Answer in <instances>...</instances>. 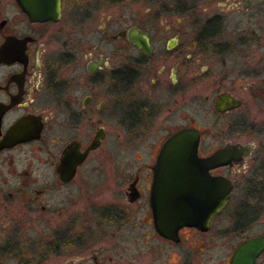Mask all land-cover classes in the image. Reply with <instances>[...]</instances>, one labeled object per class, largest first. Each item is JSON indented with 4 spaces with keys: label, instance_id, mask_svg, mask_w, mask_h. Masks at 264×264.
Masks as SVG:
<instances>
[{
    "label": "flooded vegetation",
    "instance_id": "flooded-vegetation-1",
    "mask_svg": "<svg viewBox=\"0 0 264 264\" xmlns=\"http://www.w3.org/2000/svg\"><path fill=\"white\" fill-rule=\"evenodd\" d=\"M185 129L234 152L215 212L155 190ZM0 264H264V0H0Z\"/></svg>",
    "mask_w": 264,
    "mask_h": 264
},
{
    "label": "water",
    "instance_id": "water-1",
    "mask_svg": "<svg viewBox=\"0 0 264 264\" xmlns=\"http://www.w3.org/2000/svg\"><path fill=\"white\" fill-rule=\"evenodd\" d=\"M18 2L32 20H57L60 17L61 0H18ZM198 145L199 133L196 129L179 131L165 142L155 167V190L165 188L164 185H160L162 182H172V186L168 187V191L164 193L168 196L181 188L178 182H184L185 186H188L191 165V197L194 196L193 192L200 189L198 181H205L207 189L212 190L211 197L218 199V202L209 204L212 212H215L229 201L233 185L229 179L210 178L208 169L215 163H226L234 156V152L224 148L209 158L201 159L198 156ZM200 174L202 178L195 176Z\"/></svg>",
    "mask_w": 264,
    "mask_h": 264
},
{
    "label": "rangeland",
    "instance_id": "rangeland-1",
    "mask_svg": "<svg viewBox=\"0 0 264 264\" xmlns=\"http://www.w3.org/2000/svg\"><path fill=\"white\" fill-rule=\"evenodd\" d=\"M138 4L140 5V2H137L134 5H138ZM134 9L135 8H127L125 5H121L114 7L113 12L117 20H130L131 12H133Z\"/></svg>",
    "mask_w": 264,
    "mask_h": 264
}]
</instances>
